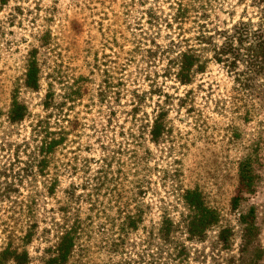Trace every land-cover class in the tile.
<instances>
[{"label": "rangeland", "instance_id": "rangeland-1", "mask_svg": "<svg viewBox=\"0 0 264 264\" xmlns=\"http://www.w3.org/2000/svg\"><path fill=\"white\" fill-rule=\"evenodd\" d=\"M261 11L262 6L254 0L0 3L1 167H9L15 146L31 142V126L45 115L43 101L49 89L55 92L57 103L72 95L65 112L75 120V131L58 158L63 160L65 170L70 169L68 158L78 156V161L70 165L79 171L72 175L70 170L63 172L56 194L40 202L42 222L38 235L27 246L29 264H44L45 250L55 240L50 234L47 242L44 229L52 225L53 218L59 219L57 210L65 200V190L84 182L86 161H98L90 163L93 174L101 165L100 159L110 160L109 176L120 171L128 178L121 179L118 190L125 195L136 190L135 169L128 152L136 148L137 139L141 144L139 154L151 153L146 166L152 170L144 172L149 182L144 184L146 194L138 198L143 222L119 251L111 244L118 238L121 221L115 227L108 222L105 237L96 235L97 240L106 243L101 249L92 246L87 264H149L152 259L145 243L147 233L157 232L165 214L176 223L181 221L185 210L179 195L188 188H199L221 216L220 224L203 241H186L191 252L189 264H225L231 257L237 262L244 230L240 217L251 209L255 210L257 230L250 253L245 256L246 260L257 256V264H264V164L254 163L258 176L254 193L246 194L238 207L232 208V197L238 193L239 163L259 132H263L260 160L264 163V131L259 126L264 113L249 121L244 120L243 112L233 113L229 97L237 86L236 72L228 67L226 59L217 62L211 50L204 53V72L194 74L190 85L180 84L168 70L178 52L186 48V40L203 32L212 35L231 30L241 22L257 23ZM183 14V19H174ZM44 36L47 45L42 47ZM215 44L220 45L217 38ZM34 49L43 71L39 91L25 87L27 63ZM14 95L29 107L32 118L11 125L8 112ZM163 111L167 135L165 141L156 144L151 139V126ZM23 151L21 148V157L25 156ZM116 152V159H111ZM27 188L21 187L20 194L26 196ZM111 199L106 195L104 202L110 216L118 217ZM14 206L0 198V247L3 221ZM221 227L234 231L226 251L218 245ZM178 237L185 239L183 233Z\"/></svg>", "mask_w": 264, "mask_h": 264}, {"label": "trees", "instance_id": "trees-1", "mask_svg": "<svg viewBox=\"0 0 264 264\" xmlns=\"http://www.w3.org/2000/svg\"><path fill=\"white\" fill-rule=\"evenodd\" d=\"M8 1L0 0V3L6 4ZM254 1L262 6L259 22H241L231 30L217 32L216 35L203 32L193 39L186 40V48L178 52L168 69L180 84L187 86L193 82L194 74L204 72V53L211 50L217 62H223V59H226L228 67L237 75L235 79L237 86L233 88L229 97L231 108L233 113L238 115L243 112L245 121L264 113V0ZM183 6L185 5L181 7ZM185 15L176 16L174 19L176 21L177 18L183 19ZM44 38L45 36L40 40L42 47L47 45ZM216 38L220 41V45L215 44ZM192 41L195 42L194 45L190 44ZM239 68H242L241 72ZM42 74L38 51L34 49L27 63L25 87L39 91ZM49 87L53 88V85L49 84ZM55 96L53 89H49L43 101L45 115L38 118L31 126V142H24L23 146L14 147L9 167L2 168L0 161V198L7 200L11 207L15 205L7 214V220L3 221L0 264L31 262L27 246L33 242L40 229L42 222L40 202L44 200V197L49 198L56 194L63 172L70 170L69 173L72 175L79 171L77 166L70 165L72 161H78V156L68 158L67 163L70 169L65 168V170L62 169L63 160L58 158L60 149L66 150L69 138L75 131V120L65 112L72 95H68L62 103H57ZM192 109H189L190 112L193 111ZM165 116L164 111L160 112L151 126V139L156 144L165 141L167 135ZM27 118H32L29 107L14 95L8 112V122L11 125L21 124ZM53 119H55V126L52 124ZM259 126L264 131L263 120H260ZM262 134L263 132H259L257 141L255 143L252 141V145L239 163L238 193L232 197L233 209H236L245 199L246 194L254 193L258 178L254 163L264 164L260 160V151L263 147ZM137 141L134 144L136 148L128 152L135 169L133 175L137 179L134 186L136 190L131 191L130 195H125L118 190L121 179H128L124 172L123 175L118 171L115 176H109L110 160L100 159L101 165L93 174H91L90 163L93 161L98 164V161L85 162L84 182L71 185L65 190V200L61 202L57 210L59 219L53 218L52 225L44 229L47 242L50 241L48 240L50 234L55 239L45 250L44 264H87L92 246L96 244V247L101 249L102 243H106L105 240L101 242L97 240L96 235L105 237L108 222L115 227L117 221H121L118 238L111 244L115 251L124 248L130 233L138 232L144 214L138 206V198L146 194L144 184L149 182L144 172L152 168L146 166L151 153L145 151L141 156L139 154L141 144ZM21 148H24V157L20 156ZM117 153L119 152H116V156L111 159H116ZM66 155L64 157H67ZM24 185L29 188H27L29 193L26 196L20 194V189ZM106 195L112 196L111 202L117 209L118 217L110 216L104 202ZM179 200L185 210L181 215V221L176 223L165 214L157 232L147 233L148 238L145 243L150 250L148 256L152 259L149 264H189L191 252L186 241H203L209 231L220 224L219 211L210 206L199 188L181 190ZM255 221L254 209H251L248 214L241 215L240 222L244 225L241 258L234 262L236 259L231 257L225 264H257V256L248 260L245 256L247 252L250 253L254 243L253 237L257 230ZM178 233H183L185 239H180ZM233 236L232 229L220 228L217 239L222 250L230 249ZM78 258H81L80 261Z\"/></svg>", "mask_w": 264, "mask_h": 264}]
</instances>
